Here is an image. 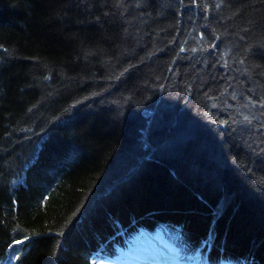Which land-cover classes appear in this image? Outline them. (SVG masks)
<instances>
[{
  "label": "trees",
  "instance_id": "16d2710c",
  "mask_svg": "<svg viewBox=\"0 0 264 264\" xmlns=\"http://www.w3.org/2000/svg\"><path fill=\"white\" fill-rule=\"evenodd\" d=\"M145 232L264 264V0H0V264Z\"/></svg>",
  "mask_w": 264,
  "mask_h": 264
},
{
  "label": "rangeland",
  "instance_id": "374dc122",
  "mask_svg": "<svg viewBox=\"0 0 264 264\" xmlns=\"http://www.w3.org/2000/svg\"><path fill=\"white\" fill-rule=\"evenodd\" d=\"M137 240L133 242L134 246H131V251L127 254L120 252L116 260L98 259V262L100 264H205L199 258L181 259L178 250L160 233L157 236L150 235L149 238Z\"/></svg>",
  "mask_w": 264,
  "mask_h": 264
}]
</instances>
